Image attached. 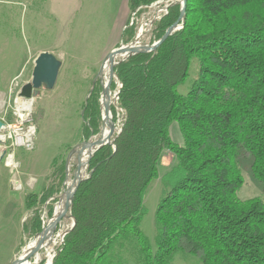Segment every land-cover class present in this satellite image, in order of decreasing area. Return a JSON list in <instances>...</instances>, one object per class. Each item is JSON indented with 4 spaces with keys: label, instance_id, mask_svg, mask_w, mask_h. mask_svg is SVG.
<instances>
[{
    "label": "trees",
    "instance_id": "trees-1",
    "mask_svg": "<svg viewBox=\"0 0 264 264\" xmlns=\"http://www.w3.org/2000/svg\"><path fill=\"white\" fill-rule=\"evenodd\" d=\"M157 1L128 0L130 13L137 18ZM179 14L175 4L154 24V41ZM129 24L123 44L136 33ZM193 60L197 77L181 96L177 88ZM115 77L118 132L90 158L69 211L75 226L52 264H171L176 254L199 264H264V0H186L182 28L154 53L119 63ZM100 93L95 84L82 105L84 141L100 132ZM116 114L113 109L115 125ZM39 116L42 111L32 113ZM174 122L181 145L169 136ZM166 151L174 164L159 179ZM241 157L251 159V177L263 198H236L243 184ZM59 172L56 186L50 184L37 203L25 196L27 209L60 193L64 167ZM158 179L161 197L150 242L140 228L143 202ZM33 214L23 231L35 238L42 230L40 209Z\"/></svg>",
    "mask_w": 264,
    "mask_h": 264
},
{
    "label": "rangeland",
    "instance_id": "rangeland-1",
    "mask_svg": "<svg viewBox=\"0 0 264 264\" xmlns=\"http://www.w3.org/2000/svg\"><path fill=\"white\" fill-rule=\"evenodd\" d=\"M171 1L172 6L179 5L178 0ZM131 16L127 0H0V121L4 124L0 132L4 138L0 141V264H12L22 257L25 247L34 239L23 231L34 216L33 210L40 209L42 229L53 216L56 203L66 190V183H73L77 156H72L68 163L67 160L74 148L80 149L86 142L81 135V112L83 103L90 96L92 83L96 81L102 90L96 78L104 59L121 45L132 44L143 21L151 19L154 13L153 9L147 8L135 18L134 39L123 44L121 34ZM154 24L140 45L156 42L152 33ZM43 52L52 54L61 63L56 83L52 90L41 88L32 99L30 112L20 113L18 102L24 99L18 94L24 85L31 82L34 61ZM197 72L198 62L193 60L188 79L177 88L181 96L188 93ZM112 83L116 86V90L111 91L113 97L118 84L115 79ZM116 104L112 98L110 116L113 117V109L119 114H116L112 140L121 121V112ZM35 111H42L43 116L32 118ZM101 128L102 121L99 131ZM99 135L100 132L94 137ZM169 136L174 143L182 144L177 123L170 125ZM18 140H23L22 146L18 145ZM8 157L12 158V168L7 164ZM239 162L243 184L236 198L240 201L263 198L261 186L251 177V159L241 157ZM173 164L172 154L164 152L158 167L159 179ZM61 167H64V179L60 193L43 205L27 209L25 196L33 195L37 203L50 184L56 186ZM86 178L87 167L82 174V179ZM159 179L151 184L143 202L146 214L140 228L150 242L154 237L155 208L161 197ZM52 200L56 202L52 216L48 218V205ZM71 224V219H64L58 229L65 233ZM62 242L57 239L55 249ZM40 258L39 264H44L43 249ZM33 261L32 258L30 264ZM171 264L199 263L193 257L176 254Z\"/></svg>",
    "mask_w": 264,
    "mask_h": 264
},
{
    "label": "water",
    "instance_id": "water-1",
    "mask_svg": "<svg viewBox=\"0 0 264 264\" xmlns=\"http://www.w3.org/2000/svg\"><path fill=\"white\" fill-rule=\"evenodd\" d=\"M178 2L180 5L179 17H178L177 21L165 31V34L163 35V37L161 39H159L158 41H156L152 44H148V45L136 46L135 42H133L132 44H129V45H125V46L121 45L120 47L112 50L108 54V56L104 59L102 65H101L100 71L98 73V76L96 78V79H99L100 86L102 89L101 95H100V100H99L100 112H101V121H102V114L103 113L107 114V112H110L109 106L111 104L112 98L116 102L118 100V92H116L112 97V92L110 90V86L112 84L113 79H115L117 81V79L115 77L116 66L119 63L127 60L128 58H130L134 55L154 53L156 51V49L169 36H171L174 32H176L182 28V24L184 22L186 0H179ZM134 15H135V13H133L131 16V22L134 19ZM129 26H130V24H129ZM118 57H119V59H117ZM112 58H115V59L112 60ZM60 67H61L60 61H58L52 54H50L48 52H43V53L39 54L34 61V67H33L32 75H31V82L24 85L21 88V90L18 94L19 98H23L26 100H32L34 97L37 96L38 91L41 88H45L46 90H52L54 88L55 83H56ZM107 67H108V74H107L106 80L104 81V83H102L103 71ZM95 82L96 81H94L92 83V87H91V90L89 92V95L91 94V92L95 86ZM117 84H118V82H117ZM119 87H120V85L118 84V88ZM105 95L108 97L109 100H108V103H106L105 105L102 106L101 98L104 97ZM87 99H88V97H87ZM81 119H83V112H81ZM108 120L110 122V130H109L107 138L105 140L93 141V139L95 138L93 136L88 141L83 142L81 144L80 149H79V147H76L71 151V153L68 156L67 163L72 156H74V155L77 156V164H76V171H75V175H74L73 187H72L70 192L66 193V190H65L63 192V194L61 195V197H59V199L56 203V205H57L61 201V199L64 196H66V203L64 205L63 210L61 212H59L58 215H56V216L53 213L54 216H52L49 219V222H51L52 225H51V228L48 232H46L45 228L42 227L41 233L39 235H37L35 238V239H38V243L36 244L34 249L32 251H30L23 258L19 257L12 264H24V263L28 262L30 259H32L34 257V255L41 249L42 243L45 241V239L53 236L54 233L58 230V228L61 225L62 220L71 219L72 224H71V227L69 228V230L63 234V236L61 238V242H62L64 236L67 235L74 228L75 221L70 216L69 211H70V207L72 204L74 194L76 193L79 184L84 180V179H82V175L80 174V170H81V167L83 164L85 167H87V164H88L90 158L92 157V155L94 154L95 151H97L99 148H101L105 145H110L113 142L112 135L114 133L115 123L113 122L110 114L108 115ZM3 129H4V124L2 123V121H0V132ZM83 152H86L87 156L84 159V161L82 162L80 159V154ZM66 169L68 170V164H66ZM66 179H67V176H66ZM63 185L65 186V182L63 183ZM53 257H54V255H53ZM53 257H52V259H53ZM50 264H52V262Z\"/></svg>",
    "mask_w": 264,
    "mask_h": 264
},
{
    "label": "bare ground",
    "instance_id": "bare-ground-1",
    "mask_svg": "<svg viewBox=\"0 0 264 264\" xmlns=\"http://www.w3.org/2000/svg\"><path fill=\"white\" fill-rule=\"evenodd\" d=\"M114 59L115 58H112V60H114ZM117 59H119V57ZM107 74H108V67L103 71V75H102L103 83L106 80ZM108 100L109 99H108V97L106 95L104 97H102V99H101L102 106L105 105L106 103H108ZM32 104H33V100H25L24 99L22 101H19L18 102V111L20 113L30 112V110L32 108ZM109 114H110V112H107V114L106 113L102 114V128H101V131H100V135H99L98 138H94L93 141H96V140H102L103 141V140H105L107 138L108 132L110 130V122L108 120V115ZM29 134L31 136L32 129H30ZM25 139H26V137H25ZM0 141H4V138L2 136H0ZM18 145L22 146L23 145V140H18ZM86 156H87V153H85V152L80 154V159H81L82 162L84 161ZM7 164H8L9 167H11V168L13 167V162H12V158L11 157H8ZM84 171H85V166L83 164L82 167H81V170H80V174L82 175L84 173ZM65 187H66V193L70 192L72 187H73V183L70 184L69 182H67ZM65 203H66V196H64L61 199V201L57 204L56 209L54 210V215L55 216L58 215V213L63 210ZM65 220H67V219H65ZM51 225L52 224H51V222H49V219L46 221V223H44L43 227L45 228L46 232H48L50 230ZM63 234L64 233L58 229L57 233H54L53 236L46 238L45 241L42 243L41 249L34 255V257H33L34 261H33L32 264H39L40 263V261H41L40 252L42 251V249H43L44 259L46 260L44 264H50L52 262V257L54 255V251H55V247H56V240L57 239H61ZM35 238L33 240H31V242L29 244H27V246L25 247V249L23 251V254H22L21 258L26 256L30 251H32L34 249V247L38 243V239H35ZM31 260L32 259H30L28 262H26L24 264H30Z\"/></svg>",
    "mask_w": 264,
    "mask_h": 264
},
{
    "label": "built area",
    "instance_id": "built-area-1",
    "mask_svg": "<svg viewBox=\"0 0 264 264\" xmlns=\"http://www.w3.org/2000/svg\"><path fill=\"white\" fill-rule=\"evenodd\" d=\"M171 3H172L171 0H168L165 2L164 1H157L148 7V10L153 9L154 16H152V18L149 20L143 21V24L141 25L140 30H139L138 34H136V37L134 40L136 46H140V44H139L140 41L145 36V34H147L150 31L152 24L160 21L162 19V17H164L168 13V8L170 6H172ZM132 25H136L135 17H134L132 22L130 20V26H132Z\"/></svg>",
    "mask_w": 264,
    "mask_h": 264
},
{
    "label": "crops",
    "instance_id": "crops-1",
    "mask_svg": "<svg viewBox=\"0 0 264 264\" xmlns=\"http://www.w3.org/2000/svg\"><path fill=\"white\" fill-rule=\"evenodd\" d=\"M127 2H128V0H127Z\"/></svg>",
    "mask_w": 264,
    "mask_h": 264
}]
</instances>
